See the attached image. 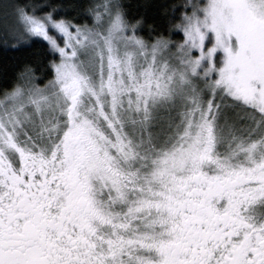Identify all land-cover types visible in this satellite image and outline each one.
<instances>
[{
  "label": "snow or ice",
  "instance_id": "1",
  "mask_svg": "<svg viewBox=\"0 0 264 264\" xmlns=\"http://www.w3.org/2000/svg\"><path fill=\"white\" fill-rule=\"evenodd\" d=\"M0 264H264V0H0Z\"/></svg>",
  "mask_w": 264,
  "mask_h": 264
},
{
  "label": "trees",
  "instance_id": "2",
  "mask_svg": "<svg viewBox=\"0 0 264 264\" xmlns=\"http://www.w3.org/2000/svg\"><path fill=\"white\" fill-rule=\"evenodd\" d=\"M136 2V0H133V3H135Z\"/></svg>",
  "mask_w": 264,
  "mask_h": 264
}]
</instances>
